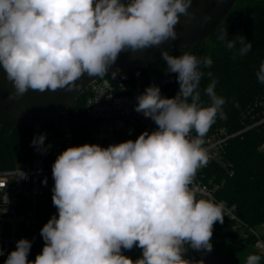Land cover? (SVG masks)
I'll return each mask as SVG.
<instances>
[{"label":"clouds","instance_id":"1","mask_svg":"<svg viewBox=\"0 0 264 264\" xmlns=\"http://www.w3.org/2000/svg\"><path fill=\"white\" fill-rule=\"evenodd\" d=\"M192 3L0 0V65L14 88L9 98L30 89L73 91L84 74L104 77L122 51L175 41L181 15L186 23L196 18L189 11ZM211 19L205 15L203 22ZM218 39L228 49L238 48L241 56L252 48L242 35L228 39L225 28ZM161 55L166 72L178 74L179 91L167 98L153 84L136 98L134 109L151 118L157 129L134 141L107 147L85 143L60 153L52 165V202L58 216L40 230L41 253L29 261L32 242L22 238L4 264H194L183 258L186 244L212 250L213 225L223 223L224 205L198 199L192 184L208 162L205 136L217 118L226 119V101L216 93L213 79L204 89L209 103L202 102L201 69L211 68L210 56H175L164 49ZM256 77L264 84V62ZM45 139L41 134L31 143L45 153L51 147H45ZM134 246L142 249L135 261L121 251ZM261 259L250 254L245 264H261Z\"/></svg>","mask_w":264,"mask_h":264},{"label":"trees","instance_id":"2","mask_svg":"<svg viewBox=\"0 0 264 264\" xmlns=\"http://www.w3.org/2000/svg\"><path fill=\"white\" fill-rule=\"evenodd\" d=\"M224 28L228 39L242 35L246 42L252 43L247 55H239L238 48L228 49L218 39ZM184 52L198 58H212L211 68L201 69L205 72L200 84L202 102L205 105L209 103L204 89L213 79L217 81L216 93L226 101L223 108L226 119L217 118L206 136L222 128L234 133L251 126L226 141L222 156L230 166L215 163L208 174L221 185L216 197L229 206H235V213L242 221L261 231L259 238L264 243V123H257L264 113V84L256 77L261 62H264V0H237L225 21L206 40L175 56ZM136 70L140 71L139 76L135 75ZM114 71L108 73L111 78ZM166 71V63L162 60L140 69L118 71L115 79H112L125 82L130 92L139 94L154 84L161 89L162 95L172 98L179 91L178 74ZM208 72L212 73L211 77L207 75ZM85 97L86 92L69 108L71 126L79 146L96 144L93 139L95 121L85 112ZM41 134L46 135L44 144L47 147L48 125L41 129L0 126V168L19 167L27 159L42 155L31 143L34 137ZM50 218L49 215L44 216L42 227ZM234 224L225 216L223 223L217 221L213 225L211 242H215V246L230 241L239 244L245 260L250 254H259L261 264H264V250L255 245L258 238L247 230L242 232L235 228ZM27 240L32 242L29 260L35 250L43 248L44 240L42 236L37 239L28 237ZM6 259L0 257V264H4Z\"/></svg>","mask_w":264,"mask_h":264},{"label":"built area","instance_id":"3","mask_svg":"<svg viewBox=\"0 0 264 264\" xmlns=\"http://www.w3.org/2000/svg\"><path fill=\"white\" fill-rule=\"evenodd\" d=\"M84 92L85 112L95 121L93 139L102 147L129 139L134 141L142 132L151 133L158 127L151 118H146L143 113L134 110L136 98L141 94L130 92L123 81H114L106 74L92 81ZM257 123H264V113ZM46 125L49 131L48 145L51 147L45 153L27 159L19 167L0 168V251L4 253L0 255L2 258H7L8 254L16 249L20 239L40 238L44 216L58 215L52 202V165L66 148L79 145L71 126L69 109ZM250 127L246 126L234 133H228L222 128L204 138L203 147L207 151L208 162L198 169L192 187L198 199L222 202L223 215L235 222V228L254 234L258 238L256 247L264 250V243L259 238L261 231L242 221L235 213V206H229L224 200L216 197L221 185L208 174L215 163L230 166L222 156L226 141ZM22 172L25 176L20 177Z\"/></svg>","mask_w":264,"mask_h":264},{"label":"water","instance_id":"4","mask_svg":"<svg viewBox=\"0 0 264 264\" xmlns=\"http://www.w3.org/2000/svg\"><path fill=\"white\" fill-rule=\"evenodd\" d=\"M236 1L193 0L189 11L194 12L196 18L186 23L187 18L181 15L180 22L175 26L178 34L175 41H168L160 47H152L144 51H122L106 74L114 70L125 72L158 63L163 60L161 49L168 51L170 55H175L201 43L225 21ZM123 2L128 3L129 0ZM205 15H211L210 22H203ZM98 78L100 77H89L84 74L76 82L80 87L73 91L58 89L55 92L46 90L41 93L30 89L23 96L10 99L9 96L14 92V88L0 65V126L43 127L67 111L88 85ZM121 251L123 252V248ZM183 258L186 259L184 254Z\"/></svg>","mask_w":264,"mask_h":264},{"label":"flooded vegetation","instance_id":"5","mask_svg":"<svg viewBox=\"0 0 264 264\" xmlns=\"http://www.w3.org/2000/svg\"><path fill=\"white\" fill-rule=\"evenodd\" d=\"M211 244L213 246L211 251H207L206 249L195 250L192 249L190 245L186 244L185 248L187 251L184 253V256L187 260L193 261L194 264H200V262H202V264H223L224 262L220 259L222 252L221 248L218 246L216 247L213 243ZM122 253L135 261L136 259L141 258L142 249L134 246L131 250L123 249ZM34 255L35 254L33 252L29 260H32V256Z\"/></svg>","mask_w":264,"mask_h":264},{"label":"rangeland","instance_id":"6","mask_svg":"<svg viewBox=\"0 0 264 264\" xmlns=\"http://www.w3.org/2000/svg\"><path fill=\"white\" fill-rule=\"evenodd\" d=\"M135 72H136L135 75L139 76L140 71L136 70ZM211 243L214 244L215 242H211ZM217 245L222 250L220 259L224 262V263L222 262L223 264H245V262H246V260L244 259L245 257L244 256L242 257V254H243L244 251H242V253H241L240 249H239V247L241 245L233 243L231 241L228 242L227 244L219 243ZM41 249L42 248L35 250L34 251L35 255L32 256V260H29V261H34L36 255L39 254L42 251Z\"/></svg>","mask_w":264,"mask_h":264}]
</instances>
